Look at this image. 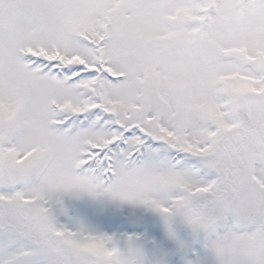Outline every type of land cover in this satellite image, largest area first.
Returning <instances> with one entry per match:
<instances>
[{"label":"snow or ice","instance_id":"6c2138e0","mask_svg":"<svg viewBox=\"0 0 264 264\" xmlns=\"http://www.w3.org/2000/svg\"><path fill=\"white\" fill-rule=\"evenodd\" d=\"M0 264H264V0H0Z\"/></svg>","mask_w":264,"mask_h":264}]
</instances>
